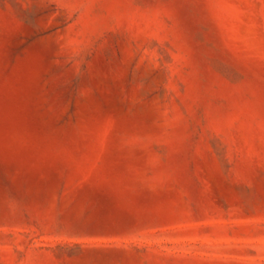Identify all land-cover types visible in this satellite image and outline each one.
Wrapping results in <instances>:
<instances>
[{
  "label": "rangeland",
  "instance_id": "1",
  "mask_svg": "<svg viewBox=\"0 0 264 264\" xmlns=\"http://www.w3.org/2000/svg\"><path fill=\"white\" fill-rule=\"evenodd\" d=\"M0 264H264V0H0Z\"/></svg>",
  "mask_w": 264,
  "mask_h": 264
}]
</instances>
